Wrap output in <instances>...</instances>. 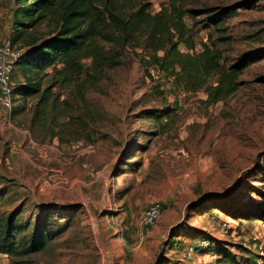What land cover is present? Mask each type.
<instances>
[{"label": "rangeland", "instance_id": "obj_1", "mask_svg": "<svg viewBox=\"0 0 264 264\" xmlns=\"http://www.w3.org/2000/svg\"><path fill=\"white\" fill-rule=\"evenodd\" d=\"M120 1L123 10L148 3L155 12L171 2ZM181 2L200 11L195 19L185 17L196 30L198 49L216 43L224 65L253 58L226 100L207 105L206 92L175 89L159 70L143 65L141 49L129 45L122 64L98 82L83 75L67 89H55L76 114L91 110L84 133L89 139L62 143L33 126L36 98H18L12 110H0V216L21 210L29 232L41 204L74 208L68 219L60 209L55 213V221L70 220L69 227L22 264H232L208 250L189 255L204 235L213 248L224 242L243 264L257 262L264 222L234 218L222 206L250 212L264 192V0ZM16 7V0H0V41L14 32ZM229 8L235 11L223 14L226 30L219 31L207 17ZM27 78L18 66L14 85ZM163 109L170 113L149 114ZM156 201L163 213L147 234L142 218ZM0 264L11 260L0 253Z\"/></svg>", "mask_w": 264, "mask_h": 264}, {"label": "trees", "instance_id": "obj_2", "mask_svg": "<svg viewBox=\"0 0 264 264\" xmlns=\"http://www.w3.org/2000/svg\"><path fill=\"white\" fill-rule=\"evenodd\" d=\"M181 1L171 0L155 12L148 3L123 10L120 0H16L14 32L10 36L22 49L18 66L28 78L15 86L14 101L37 99L32 125L48 137L59 138L62 143L84 139L91 110L81 109L76 114L68 97L62 98V93L55 89H67L83 75L91 83L98 82L106 70L122 64L129 45L141 49L143 65L159 70L175 89L204 91L207 105L226 100L239 88L240 76L253 58L245 56L224 65L223 51L216 43H204L198 49L196 30L187 25L185 17L195 19L200 11L185 9ZM233 11L229 8L226 12L213 13L207 20L224 31L223 14ZM44 22L49 24L46 31L38 29ZM230 37L223 36L222 40ZM86 59H90L89 65ZM45 78H49L47 82ZM212 78H216L214 83ZM157 92L162 93L159 89ZM157 111H149L150 116L159 118L170 113L169 109ZM60 118H64L61 123ZM87 135L85 138L89 139ZM146 149L147 146H141V150ZM261 197L250 212H233L223 206L222 209L234 218L254 217L264 222V192ZM212 199L215 198L207 201ZM59 209L66 213L61 218L66 219L74 210L55 203L41 204L35 228L29 232L25 231L29 221L24 224L21 210L0 216V253L10 258L11 264H22L24 257L44 251L70 225V220L63 224L55 221ZM204 238L213 241L208 235ZM213 245L201 250L220 255L222 261L243 264L224 242L216 248ZM258 258L260 263L251 264H264V255L259 254Z\"/></svg>", "mask_w": 264, "mask_h": 264}, {"label": "built area", "instance_id": "obj_3", "mask_svg": "<svg viewBox=\"0 0 264 264\" xmlns=\"http://www.w3.org/2000/svg\"><path fill=\"white\" fill-rule=\"evenodd\" d=\"M22 55V49H19L17 44L12 40L11 36L0 41V110H12L15 105L14 101V81L13 77L18 67V62ZM163 213V205L161 202H153L144 212L142 218V229L145 233H150L156 226L159 218ZM215 221L214 216L211 217ZM222 227H228L229 222L226 219H221ZM259 240V253L264 255V228L260 234H257ZM212 244L208 238H202L196 247L190 248L189 255H192L195 249H205ZM261 259H257L260 263Z\"/></svg>", "mask_w": 264, "mask_h": 264}, {"label": "crops", "instance_id": "obj_4", "mask_svg": "<svg viewBox=\"0 0 264 264\" xmlns=\"http://www.w3.org/2000/svg\"><path fill=\"white\" fill-rule=\"evenodd\" d=\"M259 222H261V221H259ZM260 226H261V227H264V223L261 222Z\"/></svg>", "mask_w": 264, "mask_h": 264}]
</instances>
